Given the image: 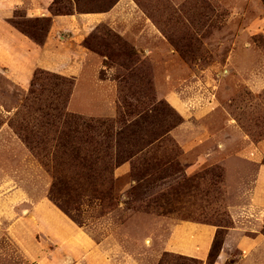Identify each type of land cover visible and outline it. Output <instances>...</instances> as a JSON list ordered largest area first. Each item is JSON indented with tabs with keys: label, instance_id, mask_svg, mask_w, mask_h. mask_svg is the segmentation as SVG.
Segmentation results:
<instances>
[{
	"label": "rangeland",
	"instance_id": "rangeland-1",
	"mask_svg": "<svg viewBox=\"0 0 264 264\" xmlns=\"http://www.w3.org/2000/svg\"><path fill=\"white\" fill-rule=\"evenodd\" d=\"M52 1L107 15L76 38L111 105L71 111L74 81L41 67L22 90L0 76V264H200L162 246L179 221L232 226L242 180L197 166V141L201 125L234 150L264 140V0ZM15 16L43 45L50 19Z\"/></svg>",
	"mask_w": 264,
	"mask_h": 264
},
{
	"label": "crops",
	"instance_id": "crops-1",
	"mask_svg": "<svg viewBox=\"0 0 264 264\" xmlns=\"http://www.w3.org/2000/svg\"><path fill=\"white\" fill-rule=\"evenodd\" d=\"M52 3V0H0V76L22 90L36 67L56 71L74 81L69 101L71 111L101 113L106 107L105 103L111 105L106 99L113 93L111 81L100 78L102 61L93 58L83 47V39L80 37L82 40H79L76 35H86L107 15L75 12L51 16L49 9ZM19 10L25 18L50 19L43 45H36L14 26L15 13ZM63 56L64 61L61 60ZM97 99H101L103 107L94 105L93 100L96 103ZM200 130L201 138L197 141V147L201 148V153L197 157V166L207 162V158L212 159V164L223 169L227 182L229 179L234 180L229 184L231 189L237 188V179L242 180L238 186L245 189L238 192L241 199H235L236 202L228 207L231 227L219 228L200 221H179L171 226L162 246L163 252L193 258L200 264H210L208 259L217 233L224 230L220 251L212 264H264V232L257 229L259 226L247 224L250 219L264 224V140L254 144L242 140L234 150L233 142L217 141L207 125H201ZM222 150L225 153L221 155ZM242 201L244 203L240 206ZM107 252H103L104 256L102 250L88 252L89 258L86 259L91 260L98 255L100 264H107ZM130 260L127 261L129 264H136Z\"/></svg>",
	"mask_w": 264,
	"mask_h": 264
},
{
	"label": "trees",
	"instance_id": "trees-1",
	"mask_svg": "<svg viewBox=\"0 0 264 264\" xmlns=\"http://www.w3.org/2000/svg\"><path fill=\"white\" fill-rule=\"evenodd\" d=\"M68 13H65V14H62V13H55L54 15L55 16H59V15H67ZM14 24V23H13ZM15 26V24H14ZM19 31L23 32V34L29 36L27 33H25L24 31L20 30L17 26H15ZM30 37V36H29ZM32 38V37H31ZM222 239L223 237H221L220 240H218L217 242V236H216V239H215V242L213 244V247H212V250H211V253L209 255V259H208V263L212 264L215 262L217 256H218V253L220 251V248H221V245H222Z\"/></svg>",
	"mask_w": 264,
	"mask_h": 264
}]
</instances>
